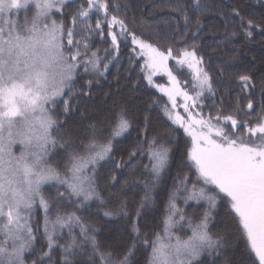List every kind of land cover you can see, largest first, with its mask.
Instances as JSON below:
<instances>
[{"label": "snow or ice", "instance_id": "obj_1", "mask_svg": "<svg viewBox=\"0 0 264 264\" xmlns=\"http://www.w3.org/2000/svg\"><path fill=\"white\" fill-rule=\"evenodd\" d=\"M204 8L201 0L169 5L154 37L145 38L137 34L135 16L129 19V7L120 0H0V264H217L218 260L264 264V74L256 77L252 69H245L233 79L239 71V51L234 49L231 61L221 63L216 73L221 84L227 76L229 85L240 88L230 105L232 114L220 115L225 96L213 105L215 116L195 111L206 106L209 95L215 99L217 94L203 55H198L204 40H214L215 53L240 36L248 41L256 31L264 33V23L246 18L238 8L212 17ZM161 40L170 41L166 49ZM97 41L107 47L93 48ZM129 41L135 54L129 72L137 57L143 60V80L167 96L171 105L165 104L164 115L178 126L175 131L183 129L191 139L180 162V168L186 166L188 171L174 177L162 228L155 232H142L140 221L154 204L151 193L170 168L174 149L158 143L155 135L149 138L146 114L137 145L127 158L118 160L117 139L133 127L127 107L114 102L110 115L101 118L80 106L81 98L91 97L94 83L107 80L113 65L119 86L123 64L117 61L121 45ZM170 60L180 70L184 66L191 70L194 94L173 74ZM251 62L255 64V57ZM157 73L167 75V86L154 84ZM85 75L92 78L77 87ZM232 91L229 86L228 99ZM178 98L187 118L175 111ZM77 114L69 124V117ZM229 123L231 132L226 130ZM241 128L244 131L237 135ZM165 135L178 143L172 130ZM145 155L146 179L131 181L145 190L133 215L128 200L122 199L130 180L121 177L129 165L135 172L140 165H133V160ZM53 158L55 163H49ZM101 182L109 190L108 198ZM179 200L185 205L193 202L191 214ZM221 201L234 232L211 231ZM91 202L105 208V217H123L130 241L117 237L107 246L101 244L98 229L77 214ZM68 204L72 211L66 210ZM36 210L42 213L40 220L35 219ZM65 235L68 239L61 243Z\"/></svg>", "mask_w": 264, "mask_h": 264}, {"label": "trees", "instance_id": "obj_2", "mask_svg": "<svg viewBox=\"0 0 264 264\" xmlns=\"http://www.w3.org/2000/svg\"><path fill=\"white\" fill-rule=\"evenodd\" d=\"M181 0H120L121 4H127L129 7L128 16L129 19L135 16L136 19V31L137 34L143 33L145 38H153L155 34V29L157 22L163 19V15L167 14L169 11V5L175 6ZM202 5L205 6L204 11L208 17L215 16L217 12H231L232 8H238L241 11V15L246 18L254 19L256 23H264V0H201ZM74 7V6H73ZM157 13V14H153ZM123 14L122 12L120 13ZM59 19V17H56ZM95 17H93V22ZM139 25H143L141 28ZM130 27L133 25L130 24ZM207 28L205 32H207ZM203 35V34H202ZM199 40V38H197ZM155 42V41H154ZM164 49L167 48L170 41L161 40ZM193 41L188 40V45H191ZM184 46V45H181ZM100 47L103 49L107 47L106 44H100L98 41L93 44V48ZM216 48L214 40L209 37L206 38L201 46L198 55H203L204 67L209 72L210 76L213 78V86L217 88V94L215 99L210 95L205 99L204 104L206 105L202 109L198 108V111H202L205 116L211 115L215 116L217 114L216 107L213 105H219L221 96H225V108L220 115L232 114L231 104L235 102V97L239 94L240 88L236 84L229 85L228 77L224 78V83L221 84V78L216 74L218 71V66L221 63L231 61L233 56V50L239 51V56L237 58V63L239 71L233 74V79L235 75L240 74L245 69H252L256 77H260L264 74V33L259 31L255 32L254 39L246 41L243 36L236 38L227 49L213 53ZM132 46L129 44L121 45L120 56L121 59L117 61L118 64H123L120 69V83L119 86L115 83L113 77L116 74V66L113 65L111 71L108 73L107 80L101 79L100 82L94 83L91 89L92 95L89 98H81L80 106L83 110L87 108L89 113H96L99 117H107L110 115L108 109L112 108L113 103L120 106H126L128 110L129 118L132 122V129L124 137L118 138L116 142V159H120L121 156L127 158L128 152L131 151L137 145V136L139 128L143 127V119L146 114L150 116V127L148 130V136L158 137V143H165L166 146H170L174 149L172 154L171 166L165 174L162 183L154 189L151 195L154 197V204L152 208L146 209V215L141 218L140 227L142 232H155L162 228L161 220L164 215V206L167 201L169 192L173 189V179L179 172L181 175L187 172L188 169L185 166L183 169L180 168V162L182 159L181 153H184L186 157V150L189 147V142L187 135L183 132V129L175 131L178 126L171 124V121L167 119L164 115L162 109L165 104H168L170 108L171 105L167 100V97L161 93L154 86L148 85L147 81L143 80V74L140 73V64L143 63L142 59L136 58L138 60L132 67L134 70L129 72L130 68V57H134L135 54L132 53ZM103 54V53H101ZM211 54V55H210ZM255 57V64L251 62V58ZM180 80L184 77L180 73H176ZM92 77L82 76L77 82V87L83 81L88 80ZM154 84H165L166 79L161 75H156L153 78ZM139 81L138 85L134 88L132 87L133 82ZM231 86L233 91L231 92L232 99H228L225 95L228 87ZM119 87V91L117 88ZM111 92L112 95L106 97L105 93ZM256 98L259 99V88L256 90ZM249 97L245 96L242 100L244 105L247 104ZM158 100V104H152V101ZM259 105L257 104V108ZM177 112L179 109L176 108ZM180 113V112H179ZM182 115V113H180ZM255 115V113H253ZM183 116V115H182ZM63 119L64 117H60ZM244 117L241 116L240 119ZM78 119L77 116L69 117V124L74 120ZM88 121H84L87 123ZM228 130H231V125L227 126ZM172 130L173 137H179L178 143H173L165 133ZM243 128L239 129L237 133H242ZM142 138V137H141ZM17 153L19 148H16ZM49 163H55V158L49 161ZM133 165L139 163L140 167L132 172V165L125 168L121 179L128 177L130 180V190L125 193L122 199L126 198L128 200V210L134 215L135 209L140 203V198L145 194L143 185H133L131 181L139 178L140 180L146 179V175L143 170V165L148 164V158L145 155L143 158L137 156L133 160ZM194 175V173H193ZM150 179V177H148ZM101 189L105 198H108V189L104 188L103 182H101ZM111 191H116L112 189ZM183 193H181V196ZM180 207H185L188 214H191L193 209L189 202V205H185L182 200L178 201ZM112 205H106V207H111ZM204 205H201L202 209ZM67 211H72L73 206L71 204L66 205ZM105 208L99 205V202H91L90 206L81 209L77 214L82 216L84 222L91 225L93 228L98 229L97 239L101 244L107 246L108 243L112 242L114 238L122 237L124 241H130V234L127 231L128 225L123 217L119 218H109L103 215ZM218 212L215 216L214 222L210 225L211 231L213 233L223 234L226 230L235 231V226L230 217L225 214V203L221 201L218 205ZM42 213L36 210L35 219L40 220ZM79 229H76L78 233ZM92 234V233H90ZM181 235H186V233H181ZM68 239L65 235L64 239L60 242L64 243ZM43 244L41 240L37 247ZM220 264V261H217Z\"/></svg>", "mask_w": 264, "mask_h": 264}, {"label": "rangeland", "instance_id": "obj_3", "mask_svg": "<svg viewBox=\"0 0 264 264\" xmlns=\"http://www.w3.org/2000/svg\"><path fill=\"white\" fill-rule=\"evenodd\" d=\"M169 67L172 69L174 75L177 76L176 73H180L184 77L182 80H180L179 77L177 76L178 80L181 82V85L187 84L188 89L190 91V94H194V93H192L193 80H192L191 70L187 69L186 66H184L183 70H180L178 68V66L176 65V62L173 61V60H170L169 61ZM159 74H161L166 79V83L165 84H162V85L167 86L168 85V77H167V75L164 74V73H157L156 75H159ZM182 104H183V100L181 98H178L177 99V109H179V112L182 113V115L185 116V118H187V113L184 112V109L182 107ZM195 111H198V109H196ZM205 117H207V116H205ZM226 130L229 131V132H231V130H228L227 128H226ZM239 134L240 133H237V135H239ZM187 139H188L189 145H191V139H190V137L187 136ZM209 191L211 192V189H209Z\"/></svg>", "mask_w": 264, "mask_h": 264}]
</instances>
